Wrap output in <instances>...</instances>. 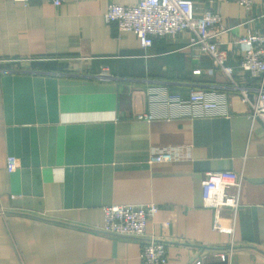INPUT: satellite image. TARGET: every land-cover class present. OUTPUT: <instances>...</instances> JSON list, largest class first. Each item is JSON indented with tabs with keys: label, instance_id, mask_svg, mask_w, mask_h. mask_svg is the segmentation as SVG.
Masks as SVG:
<instances>
[{
	"label": "crops",
	"instance_id": "crops-1",
	"mask_svg": "<svg viewBox=\"0 0 264 264\" xmlns=\"http://www.w3.org/2000/svg\"><path fill=\"white\" fill-rule=\"evenodd\" d=\"M135 1L0 0V264H143L144 241L103 231L102 206L151 202L146 237L166 241L164 264H264V124L185 33L142 47L104 19L111 2ZM193 1L220 13L226 63L255 90L236 40L264 30V0ZM27 56L41 59L10 60ZM199 87L224 108L189 103ZM166 149L175 157L150 161ZM218 169L243 174L236 211L221 213L232 233L202 206Z\"/></svg>",
	"mask_w": 264,
	"mask_h": 264
},
{
	"label": "built area",
	"instance_id": "built-area-1",
	"mask_svg": "<svg viewBox=\"0 0 264 264\" xmlns=\"http://www.w3.org/2000/svg\"><path fill=\"white\" fill-rule=\"evenodd\" d=\"M21 1L26 4L30 0ZM60 6L64 0H40ZM248 10L253 0H237ZM104 19L108 23H115L118 33L133 31L139 37L142 47L151 45L154 36L185 33L188 43L210 55L213 64L223 69L228 77V85L238 89L240 101L248 107L251 118H259L264 124V30L250 31L237 38L240 59L236 65L240 73H247L256 79L255 90L240 81L242 75H236V68L226 63L225 52L220 49L219 38L229 28L222 22L219 12L204 9L196 13V4L193 0H136L132 4L111 2ZM36 60V57H19L10 60ZM56 59H66L65 57ZM1 59V61H10ZM109 78L106 71L100 76ZM213 92L204 87L192 88L188 101L193 105H200L205 109L216 110L224 106L214 99ZM170 99H178V95H171ZM151 114H137V117L148 120ZM150 161H167L175 157L171 150L153 151ZM6 167L12 171L17 165L14 156H7ZM243 174L232 169L207 171L202 180V206L214 210V228L218 231L233 232L232 226L221 222L223 209L234 214L238 207ZM13 197V196H12ZM103 223L101 229L113 235L139 237L144 241L140 251L143 264H164L168 261L166 241L154 236L146 237L147 221L154 216L159 207L153 202L149 204H109L102 206ZM232 243L230 248H232ZM231 249H229V252ZM227 252H220L225 258ZM194 264H200L196 261Z\"/></svg>",
	"mask_w": 264,
	"mask_h": 264
}]
</instances>
